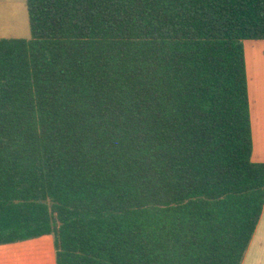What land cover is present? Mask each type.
Segmentation results:
<instances>
[{"label": "trees", "instance_id": "obj_1", "mask_svg": "<svg viewBox=\"0 0 264 264\" xmlns=\"http://www.w3.org/2000/svg\"><path fill=\"white\" fill-rule=\"evenodd\" d=\"M0 38V245L55 264H243L264 210L245 41L264 0H26Z\"/></svg>", "mask_w": 264, "mask_h": 264}, {"label": "crops", "instance_id": "obj_2", "mask_svg": "<svg viewBox=\"0 0 264 264\" xmlns=\"http://www.w3.org/2000/svg\"><path fill=\"white\" fill-rule=\"evenodd\" d=\"M244 46L253 135L252 159L264 163V40H248ZM0 264H55L52 238L46 236L0 245ZM243 264H264V210Z\"/></svg>", "mask_w": 264, "mask_h": 264}, {"label": "rangeland", "instance_id": "obj_3", "mask_svg": "<svg viewBox=\"0 0 264 264\" xmlns=\"http://www.w3.org/2000/svg\"><path fill=\"white\" fill-rule=\"evenodd\" d=\"M30 35L26 0H0V38H29Z\"/></svg>", "mask_w": 264, "mask_h": 264}]
</instances>
